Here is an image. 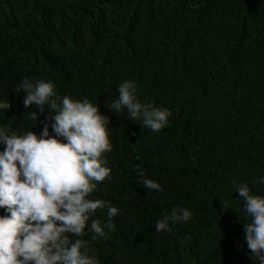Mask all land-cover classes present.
<instances>
[{
    "label": "trees",
    "instance_id": "1",
    "mask_svg": "<svg viewBox=\"0 0 264 264\" xmlns=\"http://www.w3.org/2000/svg\"><path fill=\"white\" fill-rule=\"evenodd\" d=\"M24 77L111 119L112 172L91 198L120 209L117 227L81 237L100 264H255L236 189L264 195V0H0V99L12 104L0 125L40 133L52 114L27 118ZM128 79L141 102L170 109L161 131L109 107ZM178 205L191 220L157 232Z\"/></svg>",
    "mask_w": 264,
    "mask_h": 264
},
{
    "label": "clouds",
    "instance_id": "2",
    "mask_svg": "<svg viewBox=\"0 0 264 264\" xmlns=\"http://www.w3.org/2000/svg\"><path fill=\"white\" fill-rule=\"evenodd\" d=\"M21 90L25 107L37 109L27 113L28 119L40 123L45 110L52 115L40 133L0 125V209L5 210L0 214V264H100L89 250L91 242L81 237L87 231L96 239L117 227L113 218L120 209L91 198L112 172L105 155L113 148L111 119L87 98L60 96L50 80L24 77L16 89ZM138 90L137 82L124 80L109 107L141 121L143 128L161 131L170 109L141 102ZM11 107L8 99H0V110ZM138 174L144 188L163 191L144 171ZM255 182L264 184V176ZM236 191L250 218L244 223L247 247L255 264H264V195L253 194L248 182ZM98 209H107L106 221L92 219ZM192 216L187 207H173L156 222V231L171 233Z\"/></svg>",
    "mask_w": 264,
    "mask_h": 264
}]
</instances>
